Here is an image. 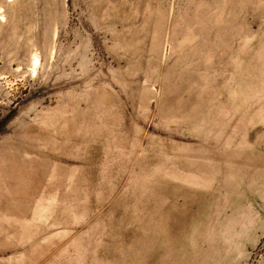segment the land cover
<instances>
[{
    "label": "rangeland",
    "instance_id": "obj_1",
    "mask_svg": "<svg viewBox=\"0 0 264 264\" xmlns=\"http://www.w3.org/2000/svg\"><path fill=\"white\" fill-rule=\"evenodd\" d=\"M0 9V264H264V0Z\"/></svg>",
    "mask_w": 264,
    "mask_h": 264
},
{
    "label": "bare ground",
    "instance_id": "obj_2",
    "mask_svg": "<svg viewBox=\"0 0 264 264\" xmlns=\"http://www.w3.org/2000/svg\"><path fill=\"white\" fill-rule=\"evenodd\" d=\"M13 0H7V2H12ZM1 10V9H0ZM2 12V11H1ZM0 17H2L1 15H0ZM4 18V17H3ZM1 19V18H0ZM39 63V60H38V58H35L34 59V65H37Z\"/></svg>",
    "mask_w": 264,
    "mask_h": 264
}]
</instances>
